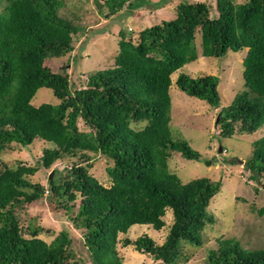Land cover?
<instances>
[{
  "label": "trees",
  "instance_id": "16d2710c",
  "mask_svg": "<svg viewBox=\"0 0 264 264\" xmlns=\"http://www.w3.org/2000/svg\"><path fill=\"white\" fill-rule=\"evenodd\" d=\"M109 1L108 15H114L126 3L134 9L144 0ZM64 4L0 0V151H22L35 138L50 142L36 165L19 161L11 167L0 160V264H85L67 227L47 242L39 236L43 227L35 218L26 224L20 219L28 206L45 198L61 203L73 228L81 231L82 249L92 264H124L119 234L135 224L163 229L167 209L174 222L162 244L142 235L125 238L123 245H133L159 264L187 261L182 247L203 244V230L214 219L208 206L222 182L204 177L183 183L169 168L174 151L200 159L188 140L173 135L171 75L200 55L219 58L228 50L248 48L246 88L221 108L220 135L230 138L259 129L264 124V0H215V6L181 2L174 19L137 36L132 28L129 35L119 31L114 66L90 72L87 81H70L66 68L57 72L45 65L47 58L71 55L74 35L86 32L60 14ZM219 82L214 74L181 72L176 79L180 90L216 108L221 106ZM42 87L51 89L58 102L33 104ZM94 155L107 160L109 186L90 173ZM68 157L75 159L62 169L55 166ZM245 167L253 179L264 175V137L253 142ZM40 169L50 171L46 183L32 182ZM259 213L264 215V207ZM206 264H264V249L244 248L236 238L220 239Z\"/></svg>",
  "mask_w": 264,
  "mask_h": 264
},
{
  "label": "rangeland",
  "instance_id": "374dc122",
  "mask_svg": "<svg viewBox=\"0 0 264 264\" xmlns=\"http://www.w3.org/2000/svg\"><path fill=\"white\" fill-rule=\"evenodd\" d=\"M64 1L60 14L85 26L86 32L74 35V51L71 55L47 58L45 65L57 72L63 71V67L66 68L70 81H87L90 72L114 66L119 50V31L124 30L129 35L128 31L132 28V35L137 36L139 31L146 27L174 19L176 7L181 2L203 1L215 6V0H144L134 9H129L126 3L116 14L108 15L112 9L109 0ZM201 40V35L197 34L196 44L199 48ZM247 50L248 48L240 51L228 50L225 56L219 58L200 55L196 61L185 64L171 75L170 125L173 135L188 140L200 153V159H187L174 151L168 159L169 168L183 183L204 177L222 182L220 192L211 199L208 206V212L214 219L212 223L206 224L203 230V244L201 246L185 244L181 251L187 261H181L180 264H206L209 251L217 249L219 240L225 238L238 239L244 248L264 249V215L259 213L264 207V175L257 180L253 179L252 171L245 167L252 156L253 142L264 137V124L254 133L237 132L230 138L220 135L219 124L221 108L229 106L235 95L246 88L243 60ZM75 54H78L76 59L73 58ZM181 72L192 77L203 74L219 76L221 106L218 108L210 106L205 100L180 90L176 79ZM43 102L55 104L58 99L51 89L42 87L32 98V103L39 105ZM79 124L82 129H86L82 121ZM49 143L35 138L32 144L24 147L22 151L18 148L0 151V160L11 167H15L19 161L36 165L42 149ZM73 159L65 158L55 166L62 169ZM106 166L107 160L104 156L94 155L93 166L89 170L100 182L109 186ZM49 174V170L40 169L30 177V180L46 183ZM78 201L79 199L76 202ZM60 204H52L45 198L28 206V212L20 213L19 216L25 224L32 217L35 218V223H40L43 227L39 236L47 242H51L63 227H67L75 237L74 248L78 257L85 259V264H92L87 250L82 249L81 231L73 228ZM163 218L165 226L161 230H156L148 224H135L127 233L119 234L117 248L124 264H159L150 254L140 253L133 245L124 246L123 240L125 238L134 240L139 236L149 235L157 244H162L174 222L172 210L167 209Z\"/></svg>",
  "mask_w": 264,
  "mask_h": 264
},
{
  "label": "water",
  "instance_id": "95a60500",
  "mask_svg": "<svg viewBox=\"0 0 264 264\" xmlns=\"http://www.w3.org/2000/svg\"><path fill=\"white\" fill-rule=\"evenodd\" d=\"M218 120V119H217ZM222 150V147H220V151Z\"/></svg>",
  "mask_w": 264,
  "mask_h": 264
},
{
  "label": "bare ground",
  "instance_id": "6f19581e",
  "mask_svg": "<svg viewBox=\"0 0 264 264\" xmlns=\"http://www.w3.org/2000/svg\"><path fill=\"white\" fill-rule=\"evenodd\" d=\"M176 137H177V136H176ZM185 141H186V140H185ZM185 141H184V142H185ZM175 142H176V141H175ZM180 142H181V141H180ZM182 143H183V142H182ZM248 165H249V164H248Z\"/></svg>",
  "mask_w": 264,
  "mask_h": 264
}]
</instances>
